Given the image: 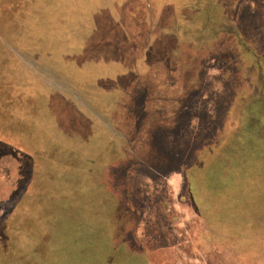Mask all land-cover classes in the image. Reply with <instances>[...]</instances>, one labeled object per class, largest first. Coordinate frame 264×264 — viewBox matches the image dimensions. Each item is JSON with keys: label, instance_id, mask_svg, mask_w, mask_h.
Returning <instances> with one entry per match:
<instances>
[{"label": "rangeland", "instance_id": "rangeland-1", "mask_svg": "<svg viewBox=\"0 0 264 264\" xmlns=\"http://www.w3.org/2000/svg\"><path fill=\"white\" fill-rule=\"evenodd\" d=\"M148 1L127 0L113 24L103 0H0V264H264V0H159L158 14ZM97 27L99 60L83 65ZM43 79L115 119L103 146L126 207L106 167L96 179L98 160L84 157L105 124L97 143L90 131L85 148H65L83 156L51 158L47 139L33 160L31 122L56 131L62 114L68 136L93 122L53 93L46 114ZM11 83L17 105L4 95ZM135 119L146 139L131 131L123 142Z\"/></svg>", "mask_w": 264, "mask_h": 264}, {"label": "crops", "instance_id": "crops-1", "mask_svg": "<svg viewBox=\"0 0 264 264\" xmlns=\"http://www.w3.org/2000/svg\"><path fill=\"white\" fill-rule=\"evenodd\" d=\"M103 1L105 2V5H106L105 9H106V12L109 14V16H108L107 13H106V15L112 19L113 24H117L115 21H120L122 12L127 9V3H128L127 0L125 2H123L121 0H103ZM132 1L134 2V0H132ZM153 1L156 4L155 7H154V10L156 11V14H158V12L160 13V11L162 9V3L159 0H153ZM148 2L150 3V6H149L150 13H152L153 7H152L151 0H149ZM104 32H105L104 30L103 31H99L98 27H97V30H95V29L91 30L90 41H86V40L84 41L85 43L86 42H90L89 43V47H88V49L86 51H82L83 60L80 57V61H82L83 65L97 64V62L99 60L97 48H98V46H101L100 42L103 40V33ZM93 33H95V34H93ZM93 37H94V39H93ZM98 39H99V41H98ZM74 42H75L74 47H77V51L75 52L77 57L75 59H78V56H79V54H78V44L81 42V40H78V42L77 41H74ZM70 47H71V45H70ZM93 49H95V50L93 51ZM67 60H68V63L69 62L77 63L74 60V57L73 58H69ZM203 69H205V66L202 67L201 71L199 72L198 83L200 82V80H202L201 73H202ZM10 73L15 75L14 72L11 69H10ZM21 74L25 75V77L27 79H29V76L28 75L26 76L25 73L21 72ZM18 75H20V72L17 74V76H16L17 78H18ZM32 80H36V79H32ZM143 81H145V80H143ZM42 84H43V95L45 94V100H44V103H43V106H44L43 109L45 110L46 114L48 112L47 108L51 109L50 108L51 107L50 103L48 104V102H47L48 98L50 100V97H49L48 93H53L54 95L57 94L58 96L59 95L60 96H64L65 97V101L64 102L70 104L73 108H75L74 110L76 111V113H78L79 109H80L81 112L83 111V116L79 115V117H81V118L83 117V119H89L90 118L93 122H90L91 124H89L87 121H85L90 126L87 125V124H83V125L78 124V130H75L72 133L71 136H68V134H67V132H68L67 131V126L66 127L64 126V124L66 122V119L62 116V114H61V120H60L59 127H58L59 129L56 130V131L52 130V128L49 129L46 126L45 123H43V122L41 123V120H37L36 123L31 122L32 129L34 130V133L37 136H40V139H38V144H39V146L37 147L38 152L36 154L33 153V155H32L33 160H37V159L39 160L41 158H43V159L46 158L45 154L47 153V149H46L45 146L48 144L47 141H46L47 139L50 140V142L52 141V143L55 146V152L56 153H55L54 157H51V158H55V159H57L59 161H63V160L70 161L71 159L77 158L78 156H83L81 151L78 152V153H74L72 150H67L65 148L67 147V145H71V144L77 145L79 143L81 144V146L84 145V148H85V143H87V142L84 141V133L87 132V137H88V135H90V131L94 133L93 138L90 137L91 139H93V144L97 143V137L95 138L96 131H95L94 128H97L98 125H99V127L103 126V128H104V124H105L106 125V129L104 128V132L105 133H104V137H102L103 140H102V143L100 144V147H99V144H98V146L95 148V152H94V147H93L91 154L88 155L86 153L84 155V157L87 158V159L95 158L96 160H98V163H97L98 165H97V168L95 170V174H93V177H96V179H98V177L101 176L99 174V169L102 170L103 169L102 168L103 165L106 167L107 187L109 188V191L112 193V195L118 201V204L120 202L121 206L126 207L119 200V196L118 195H116V196L114 195L115 192L119 194V191L121 190L120 186L117 187V184L115 183V179H114L115 175H116L114 170L117 169V167H119L120 164L118 166H116V164L113 163L114 153H113L112 150H109V146L112 145V143L110 141H108L109 143L106 144V146H103V142H105V140H107L109 138L107 136V134L108 135L110 134L109 130L112 131L113 128L115 127V125H116V122L114 121L115 119L111 118V119H105V120L103 119L102 120V119L96 118L97 116L94 114L95 113L94 110L92 108L89 110L86 107V105L83 103V101L81 99V95L82 94L79 93L78 91H74V90L68 89L65 85H63L60 82L59 83H52L50 81H47V80L43 79ZM197 86H198V84L195 85V86H192V88H190L189 91H188V95L192 91H194ZM141 88H143V86L140 87L138 92L141 90ZM144 89H145V87H144ZM4 92H5L4 95H5L6 100H10V98H11V104L13 103V100H16V102H15L16 105L20 103V98H19L20 94H19L18 84L13 86V83H11L10 84V89L8 91L5 89ZM15 92H16V95H15ZM13 95H14V97H13ZM72 98L75 99L76 106L79 109H77L75 107V105L72 104ZM11 107H12V105H11ZM189 107H191V104L190 105H182L180 107V110L179 111L177 110V112L178 113H181V112L184 113L185 111L187 112V111H189ZM134 109H136V107H134ZM16 110H17V115L20 116V112H19L18 108ZM84 114H85L86 117L84 116ZM91 116H95V119L94 118L92 119ZM36 117H40V115L37 113ZM180 117H181V115L177 114V120H176L175 124L173 125V126H176V127H171L170 130L173 129V128H177L178 129L179 122L181 121ZM45 118H47V117H45ZM106 118H108V117H106ZM131 122H132V124L130 126ZM39 123H41L42 126H40ZM125 123H126V125L123 126V135H122L123 142H128V141L131 142V139H130L131 138V131L135 133V135L132 138V140L135 138L137 133H139V138L141 140L146 139V137H142L143 133L140 134V131H139L140 121L138 123L137 120L135 119V120H131V121H126ZM27 126H28V124H27ZM132 126H134V128H132ZM70 127L71 126H69V128ZM86 128H89V130L86 129ZM58 131H60V132H58ZM171 131H172L171 133H174L173 130H171ZM55 132H58V133L63 132L64 133V136L66 137V140H67V142L64 143L65 145L62 143V141L59 140V136L56 135ZM99 137H101V136H99ZM112 142H114V140H112ZM141 142H144V141H140L139 143H141ZM62 150H66L67 152L62 151ZM99 150H101V151H99ZM79 153H81V154H79ZM93 153H94V155H93ZM131 158L132 157H130L129 159H131ZM109 160H110V163L108 162ZM137 160L141 161V159H137ZM103 163H105V164H103ZM61 165H63V163ZM69 168H70V164H69ZM70 169H72V170H74L76 172V170H77L76 164H74V167H71ZM124 170L125 169H123V171ZM62 174H63V171H62ZM74 174L78 175L77 173H74ZM123 175L125 176V172H123ZM78 176H80V175H78ZM78 185L79 184H76V186H78ZM122 190H125V187H123ZM140 258L143 259L144 257L141 256Z\"/></svg>", "mask_w": 264, "mask_h": 264}, {"label": "trees", "instance_id": "trees-1", "mask_svg": "<svg viewBox=\"0 0 264 264\" xmlns=\"http://www.w3.org/2000/svg\"><path fill=\"white\" fill-rule=\"evenodd\" d=\"M4 239H6V240H2V242H0V248H1L0 249V256H2L4 254H9V250L6 249V248H8L7 243H6L7 238H4Z\"/></svg>", "mask_w": 264, "mask_h": 264}]
</instances>
